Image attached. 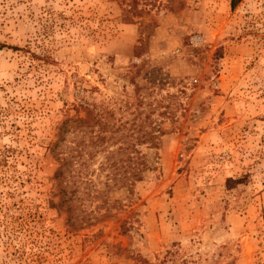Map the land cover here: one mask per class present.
<instances>
[{
	"label": "rangeland",
	"instance_id": "obj_1",
	"mask_svg": "<svg viewBox=\"0 0 264 264\" xmlns=\"http://www.w3.org/2000/svg\"><path fill=\"white\" fill-rule=\"evenodd\" d=\"M230 2L0 0V264H264V0ZM84 103L112 138L71 229L52 147ZM144 131L129 192L105 163Z\"/></svg>",
	"mask_w": 264,
	"mask_h": 264
},
{
	"label": "trees",
	"instance_id": "obj_2",
	"mask_svg": "<svg viewBox=\"0 0 264 264\" xmlns=\"http://www.w3.org/2000/svg\"><path fill=\"white\" fill-rule=\"evenodd\" d=\"M242 0H231V9ZM86 111V118L75 117L74 120L68 119L62 123L59 128L58 140L52 147L53 155L56 158L58 167L54 172L56 180V193L54 197H58L59 202L55 205L59 208H64L67 215V223L71 229H77L81 226L83 217L77 214V207L72 205L75 199H78L79 194H84L92 197L93 190H96L92 185V180L89 179L91 172L89 171L90 162L95 154H98L100 148L106 145L112 137H105V126L100 119L97 110L90 108L86 103L77 105ZM72 122L76 124L74 129L75 136L71 141L66 143L65 133L69 131L68 124ZM80 132V135H78ZM133 140V141H132ZM158 138L155 137V132L144 131L141 135L133 137L130 135L125 139V143H120L116 153H111L105 165L113 170L111 179L114 184L120 186H129V192L132 191L137 183L144 179V174L149 170L150 165L147 161V155L143 154L138 146L146 145L148 149L154 151L155 159L157 157L156 150L158 149ZM123 155V159L120 157ZM112 159V157H115ZM109 187V185H107ZM81 190H86L82 192ZM96 193H98L96 191ZM6 203L0 204V235L16 231L21 226L20 217H15L9 214V209ZM97 208V207H96ZM4 244L8 247L10 243L5 241Z\"/></svg>",
	"mask_w": 264,
	"mask_h": 264
}]
</instances>
